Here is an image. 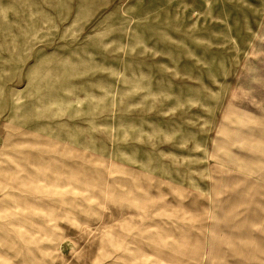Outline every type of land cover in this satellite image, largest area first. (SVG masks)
I'll return each mask as SVG.
<instances>
[{
	"label": "rangeland",
	"instance_id": "obj_1",
	"mask_svg": "<svg viewBox=\"0 0 264 264\" xmlns=\"http://www.w3.org/2000/svg\"><path fill=\"white\" fill-rule=\"evenodd\" d=\"M0 264H264V0H0Z\"/></svg>",
	"mask_w": 264,
	"mask_h": 264
}]
</instances>
